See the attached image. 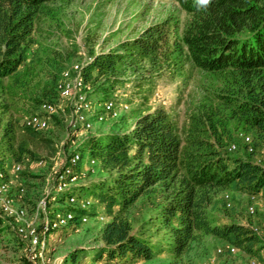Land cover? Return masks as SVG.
Segmentation results:
<instances>
[{"label":"trees","instance_id":"obj_1","mask_svg":"<svg viewBox=\"0 0 264 264\" xmlns=\"http://www.w3.org/2000/svg\"><path fill=\"white\" fill-rule=\"evenodd\" d=\"M55 1L0 0V80L14 76L24 65L35 21L45 6ZM174 1L187 15L181 28L173 15L147 26L133 39L95 55L84 69L85 80L107 97L115 86L111 79L118 72L117 66L127 56L167 60L184 56L197 69L224 76V87L215 98L229 110L230 118L251 132L255 149L264 143V0H211L206 8L198 0ZM58 78L54 79L55 93ZM101 79L109 85L101 87ZM44 101L52 100L33 99V104L38 107ZM214 115L217 113L208 112L203 124L193 120L184 140L168 111L161 107L140 115L125 132L86 139L88 157L112 174L108 182L84 188L109 217L100 231L103 246L94 255L95 261H149L162 254L179 259L207 235L250 257L264 259L261 238L249 226L221 222L211 212L220 192L264 195V165L226 154L223 137L217 133L220 119L215 120ZM25 129L32 136L40 132ZM13 130L11 123L2 129L0 123L5 150L18 162L9 142ZM11 166L10 160L0 158L5 181L10 178ZM78 187L73 188L74 193ZM151 193L160 199L155 221L159 232L147 234L149 229L144 226L134 231L119 212ZM63 197L58 196L57 201ZM222 206L228 211L224 203ZM3 224L0 217V237L9 227ZM86 252L71 250L64 256V264H78Z\"/></svg>","mask_w":264,"mask_h":264},{"label":"rangeland","instance_id":"obj_2","mask_svg":"<svg viewBox=\"0 0 264 264\" xmlns=\"http://www.w3.org/2000/svg\"><path fill=\"white\" fill-rule=\"evenodd\" d=\"M169 15L178 19L180 28L187 20V15L178 8L174 0H57L47 4L44 12L37 17L24 65L14 76L0 80L1 129L7 123L12 124L13 139L9 142L20 160L15 162L6 152L7 144L1 138L2 131L0 158L10 160L11 165H21V173L10 172L9 194L16 198L17 205L25 207L29 217L32 218L37 213L36 225H40L43 214L42 210L37 209V203L42 198L49 200L57 175L76 150L83 155L76 167L80 171L76 180L79 185L77 195L89 197L91 195L85 194L84 188L111 179L112 174L103 169L100 162L91 167L88 165L85 141L89 136L125 132L140 115L155 108L161 107L168 111L182 140L193 120L203 124L208 112H216L214 119H220L216 125L217 133L223 137V151L231 156L248 157L264 165V143L253 148V152L246 151L238 133L243 132L252 138L251 132L240 121L230 118L229 110L215 98L224 87V76L201 71L184 56L179 60L127 56L117 66L118 72L111 79L115 86L110 95L104 97L93 90L91 98L95 101V111L101 110L103 100L113 98L127 103L130 107L128 112L117 118L107 117L103 122L91 117L93 127L89 131H84L80 126L71 128L74 122L71 107L54 92V79L64 68L82 61L83 55L95 56L107 52ZM104 84L109 85L101 79V87ZM33 99L52 100L49 102L57 106L56 112L50 115L49 127L40 131L37 136H32L22 125L23 118L38 109L33 104ZM233 143L237 148L230 151L229 146ZM40 159L44 161L42 166L37 164ZM21 187L25 193L19 197L18 190ZM225 194L229 195L231 203L229 207L225 205L228 211H224L222 206V203L225 204ZM48 203L53 211L64 209L62 202L49 200ZM159 203L157 194L151 193L148 197L140 198L132 207L120 211L119 215L130 221L134 231H141L144 226L149 229L147 234H157L159 226L155 221ZM250 203L247 194L224 191L216 196V206L211 212L224 223L260 224L261 214L256 217L247 214ZM98 213L104 212L97 203L86 211L88 222L79 224L77 231L72 226H66L49 233L47 245L55 248L53 257H64L73 249H84L87 252L78 264H96L93 257L103 246L100 231L105 224L96 217ZM0 217L3 225L9 226L7 232L0 237V264H7L24 254V245L16 236L8 218L2 216L1 210ZM229 245L215 236L207 235L195 241L182 258L174 259L162 254L149 261L131 259L128 263L211 264L216 248ZM262 256L264 257V249ZM251 259L252 257L238 249L235 255L221 257L217 259V263L248 264ZM124 262L122 260L120 264Z\"/></svg>","mask_w":264,"mask_h":264},{"label":"built area","instance_id":"obj_3","mask_svg":"<svg viewBox=\"0 0 264 264\" xmlns=\"http://www.w3.org/2000/svg\"><path fill=\"white\" fill-rule=\"evenodd\" d=\"M93 58V54L83 55L82 61L64 68L56 82V93L60 99L68 103L74 116L71 128L80 126L84 131L92 129L93 120L91 117H94L98 122H103L107 117L117 118L130 109L127 103L108 98L101 102V110L99 112L95 111V101L91 98L93 87L84 78V69L92 62ZM56 110L57 106L54 103L44 101L38 106L36 112L30 113L23 118L22 125L24 128L43 131L49 127L50 115L54 114ZM238 136L245 145L246 150L253 152L252 139L243 132L238 133ZM236 148L235 143L229 146L230 151ZM82 158V153L76 150L70 156L64 169L57 175L52 187L53 191L49 200L58 202V196L64 195L61 201L64 204V209L62 211L51 210L48 207L49 200H45V198H42L37 203V209L42 210L43 213L40 225H36L35 223L37 213H34V217L31 218L25 207L16 204V198L9 194L11 181L5 182L0 173V210L2 211V216L8 218L16 236L24 245V254L7 264H64V257H53L52 253L55 248L53 246L48 247L47 236L49 233L66 226H72L77 231L79 224L88 222L87 215L85 214L86 211L98 203L92 197L78 196L73 191V188L78 186L76 180L80 171H77L76 167ZM88 162V165L91 167L97 161L89 157ZM37 164L42 166L44 161L40 159L37 161ZM21 170V165L18 163H14L11 166V172L14 174H18ZM24 193L25 190L21 187L18 190L19 197ZM249 199L251 203L247 206V214L250 217H256L258 214H261V222L260 224L249 223L246 225L261 238L262 245L264 246V195H249ZM224 202L227 207L231 205L228 194L224 195ZM96 217L101 222H107V217L104 213H98ZM237 251L238 249L231 245L218 247L215 250V258L211 260V264H218L217 259L233 256ZM120 262L115 264H120ZM96 264L108 263L102 260ZM124 264L129 263L124 262ZM235 264L241 263L235 262ZM248 264H264V259L252 257L248 261Z\"/></svg>","mask_w":264,"mask_h":264},{"label":"clouds","instance_id":"obj_4","mask_svg":"<svg viewBox=\"0 0 264 264\" xmlns=\"http://www.w3.org/2000/svg\"><path fill=\"white\" fill-rule=\"evenodd\" d=\"M211 3V0H198V4L202 7H207L209 6Z\"/></svg>","mask_w":264,"mask_h":264}]
</instances>
